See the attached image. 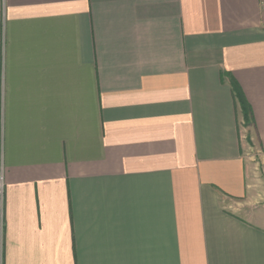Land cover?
I'll return each mask as SVG.
<instances>
[{"label": "crops", "instance_id": "1", "mask_svg": "<svg viewBox=\"0 0 264 264\" xmlns=\"http://www.w3.org/2000/svg\"><path fill=\"white\" fill-rule=\"evenodd\" d=\"M0 178V264H264V0H0Z\"/></svg>", "mask_w": 264, "mask_h": 264}, {"label": "trees", "instance_id": "2", "mask_svg": "<svg viewBox=\"0 0 264 264\" xmlns=\"http://www.w3.org/2000/svg\"><path fill=\"white\" fill-rule=\"evenodd\" d=\"M232 91L234 94V97L239 103L240 109L242 111L243 119H244V124L245 126H248L250 123V109L248 104L245 102L241 92L237 88V86L234 84V82L231 83Z\"/></svg>", "mask_w": 264, "mask_h": 264}, {"label": "built area", "instance_id": "3", "mask_svg": "<svg viewBox=\"0 0 264 264\" xmlns=\"http://www.w3.org/2000/svg\"><path fill=\"white\" fill-rule=\"evenodd\" d=\"M0 186H1V178H0Z\"/></svg>", "mask_w": 264, "mask_h": 264}]
</instances>
